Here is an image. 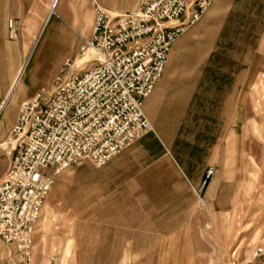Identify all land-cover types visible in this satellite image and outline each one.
Here are the masks:
<instances>
[{
	"label": "rangeland",
	"instance_id": "374dc122",
	"mask_svg": "<svg viewBox=\"0 0 264 264\" xmlns=\"http://www.w3.org/2000/svg\"><path fill=\"white\" fill-rule=\"evenodd\" d=\"M53 1L0 0V104L25 64L20 80L25 91L18 87L0 111L2 161L12 156L11 130L2 140V121L16 122L22 105L15 104L16 97L28 93L30 100L52 88L61 65L78 56L89 36L86 25L91 31L95 21L94 3L119 14L135 9L139 0H103L118 2L124 11L111 10L102 0H59L51 8ZM12 19L16 35L8 27ZM246 40L226 46V59L171 62L169 67L202 66L203 81L197 87L179 83L181 92L173 96L179 93L186 101H168L164 123H153L167 139L152 140L131 158L120 177L122 196H108L102 188L106 177L100 170L107 165L98 169L83 162L57 176L47 200L46 229L45 212L41 219L35 264H49L53 254L61 264H264V56L253 59L256 45ZM87 54L95 57L93 50ZM179 111L185 116L178 120ZM209 169L214 174L206 179ZM64 173L68 180L60 183ZM178 175L197 183L180 198L173 184ZM124 208L134 235L121 245L108 234V225L123 222L114 217L124 215ZM68 218L72 234L64 236Z\"/></svg>",
	"mask_w": 264,
	"mask_h": 264
},
{
	"label": "built area",
	"instance_id": "2783aa9c",
	"mask_svg": "<svg viewBox=\"0 0 264 264\" xmlns=\"http://www.w3.org/2000/svg\"><path fill=\"white\" fill-rule=\"evenodd\" d=\"M214 1L142 0L119 14L94 3L92 33L78 56L61 65L52 88L22 104L11 132L0 241L15 248L14 264H35V236L57 175L85 161L102 168L154 131L145 100L163 78L173 44ZM8 27L16 35V21ZM213 174L209 169L206 179ZM49 264H61L59 256Z\"/></svg>",
	"mask_w": 264,
	"mask_h": 264
},
{
	"label": "crops",
	"instance_id": "0c3cea01",
	"mask_svg": "<svg viewBox=\"0 0 264 264\" xmlns=\"http://www.w3.org/2000/svg\"><path fill=\"white\" fill-rule=\"evenodd\" d=\"M58 1L59 0H54L51 8H53L54 4L57 3ZM140 1L142 0L138 1L135 9L137 8ZM102 2L105 4L106 7L114 11L127 10V8L121 7L119 3L116 1H113L112 5H107L103 0ZM261 4L264 5V0H215L208 9V11L205 13V15L201 18V20L197 22L195 25L187 28L185 33L172 46L169 55L168 64L165 69L163 78L157 84L154 92L145 100L144 110L146 115L150 119L152 125L153 123L157 125L159 124L161 125L162 123H164L165 120L164 118L161 117L165 116L163 115V108H165L166 103L168 101H173L174 99L180 101V99L182 98V96L179 94L181 92L179 89V85H180L179 83L183 81H191L194 82L195 86L197 87L198 83H201L203 81L205 69L202 66L194 67V68H184L180 66L169 67L171 62L175 61L176 59H180V60L193 59V60H201V61L226 59L228 58V56L225 54L227 52L226 46L236 45L242 42L241 37H247L246 42L256 45L254 55L252 56L253 59H260L261 56L262 57L264 56V48H261L260 46L264 44V24L262 25L260 23L261 19L264 20V16L260 15ZM130 7H132V5ZM132 10H127L124 12L132 11ZM28 24H30V21L28 22ZM260 28H263V30L261 31ZM92 29L93 27L91 28L90 31V25H86L85 31L89 33V36L86 38L90 37L92 33ZM86 38H84L83 41ZM79 50H78V54H79ZM75 53H76V47L72 46V55ZM24 70H25V64L19 67L17 74L15 75L12 81V84L8 89L5 99L0 104L1 108L2 105H4L2 110H5V108L10 103L9 101L13 99L14 91L18 87L21 90L25 91V85H23L22 83L20 84V80L24 73ZM257 75H259V73H257ZM175 91L179 93L176 94V96H173V93ZM28 98H29V94L28 93L23 94L22 92L20 95L16 97L15 104L19 106L21 103L23 104V102ZM186 98L187 97H183L182 100L186 101ZM2 110L0 109V111ZM175 115L178 117L179 120V117L181 118L182 116H185V113L179 111V113H176ZM14 123H16L14 117H12L8 126H4L2 121V128H3L1 135L2 140L6 137L7 133L10 130L11 131L9 135L11 136L12 129L15 125ZM165 139H167L165 134H162V136L160 137L159 134L156 133V131L154 130L153 132L147 134L145 137L139 139L138 141L142 140L140 144L131 147L137 142L136 141L121 154L113 158L107 164L106 167L102 168L100 170V175H102V177H106L105 179L102 180L103 181L102 188L106 189L105 192L106 195L110 196L114 194L112 196H115L116 198L122 196V194L124 193L123 189L125 188L124 186L125 182L123 179H121L122 178L121 176H123V173L125 172L126 168L131 164L130 163V161L132 162L131 158L136 156L137 152H140L152 140H158L162 142V140ZM11 161H12V156L10 158V161L0 160V179L8 171ZM178 176L179 179H177V181H175L173 184L175 187L178 188L175 194H178V197L180 198L182 196V195L180 196V194H182L183 192L185 193L186 191L189 192L190 189L194 188L195 184L197 183L189 180V178L187 181L182 180L180 178V175ZM68 177H69L68 173L62 174L60 176V181H61L60 183L68 180ZM178 203H180V199H178ZM116 204H118V201ZM50 205L51 204L48 201L46 202V206H44L45 209L43 208V212H45L46 215L43 221L44 229H46L49 224L48 220L51 210ZM114 210L118 211V207L114 208ZM43 212L41 219L43 217ZM123 212L124 215L121 216L116 215L114 217L115 220L118 221L122 219L123 222L122 223L115 222L109 224L108 234L117 237V239L115 240L117 244L126 245L128 240L130 239V236L134 234L130 223L126 222L127 220L131 219V215L128 213L129 211H127L126 208H124ZM69 221H71L70 218H68L66 224H64L63 228H66L64 236H68L72 234V232L68 230V228L70 227ZM40 224H41V220L39 223L37 234L35 236V246L37 245V240L40 234ZM127 237H129V239H127ZM15 262H16L15 248L4 245L0 241V264H14Z\"/></svg>",
	"mask_w": 264,
	"mask_h": 264
},
{
	"label": "bare ground",
	"instance_id": "6f19581e",
	"mask_svg": "<svg viewBox=\"0 0 264 264\" xmlns=\"http://www.w3.org/2000/svg\"><path fill=\"white\" fill-rule=\"evenodd\" d=\"M88 58V57H87ZM3 107H4V105H2V108L0 107V109L2 110L3 109ZM45 206H46V204H45ZM44 209H45V207H44Z\"/></svg>",
	"mask_w": 264,
	"mask_h": 264
},
{
	"label": "water",
	"instance_id": "95a60500",
	"mask_svg": "<svg viewBox=\"0 0 264 264\" xmlns=\"http://www.w3.org/2000/svg\"><path fill=\"white\" fill-rule=\"evenodd\" d=\"M56 4V3H55Z\"/></svg>",
	"mask_w": 264,
	"mask_h": 264
}]
</instances>
